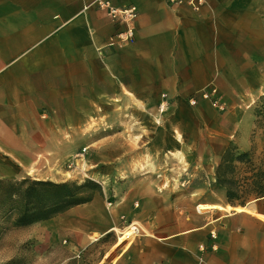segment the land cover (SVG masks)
I'll use <instances>...</instances> for the list:
<instances>
[{"label":"crops","instance_id":"obj_1","mask_svg":"<svg viewBox=\"0 0 264 264\" xmlns=\"http://www.w3.org/2000/svg\"><path fill=\"white\" fill-rule=\"evenodd\" d=\"M91 1L0 0V179L64 180L49 170L74 162L79 139L106 138L90 168L130 189L110 205L94 193L46 219L71 235L72 248L135 223L140 232L111 242L100 264H264V196L246 203L253 211L229 204L214 172L231 142L242 152L264 149V125L253 111L264 96V0H206L199 11L163 0H108L138 10L133 38L113 44L125 24ZM211 85L227 109H214L221 141L200 166L201 198L173 192L151 169L122 172L118 160L138 150L128 138L144 133L151 142L138 154L153 156L158 139L187 136L185 113L158 124L161 93L185 112L186 97ZM131 117L139 125L131 127ZM198 200L220 207L201 211Z\"/></svg>","mask_w":264,"mask_h":264},{"label":"rangeland","instance_id":"obj_2","mask_svg":"<svg viewBox=\"0 0 264 264\" xmlns=\"http://www.w3.org/2000/svg\"><path fill=\"white\" fill-rule=\"evenodd\" d=\"M169 103H171L170 99ZM205 103L202 102L194 106L185 104V112H182V110L178 111L177 107L174 108L171 105H166L160 110L158 104L156 113L161 116V118H157L159 125H162L160 122L162 119L164 120L174 114L185 113L189 121L188 126H185L188 129L187 136H180L176 132L179 142L176 140L172 141L171 139L167 140L166 138L164 140L163 138L158 139L162 141L160 144L161 148L167 146L168 149L166 150V154H163L160 151L161 148H159L158 153L153 156L147 151L144 155L138 154L142 152L141 148H144V146L149 145L151 142L143 132V134L137 137L128 138L129 145L137 146L135 149L138 148V150L136 153L128 155L126 159L123 157L118 160L123 164L122 172L137 174L151 169L152 171H157L161 177L169 179L166 181V187L170 188L173 192H190L191 196L201 198L203 192L199 190L198 184L205 178L206 172L201 170L200 166L204 162V158L209 157L211 150L216 149L221 141L215 130L214 120L216 112L214 108ZM253 111L264 125L263 99L256 104ZM129 122H131V127H134L136 124L139 125V123L135 122V118L132 117ZM128 124L130 126V123ZM143 130H146V128L143 127ZM79 140L77 153L73 155L74 162L72 163L68 160L64 163V169L62 170H49L54 174L61 175L64 180H43L54 182L76 181L79 186L78 192L80 196L92 197L94 193H99L105 206L110 205L111 201L118 198L120 192L129 191L130 187L107 184V175H104L103 171L98 168H90L89 159L96 148L99 147L100 150L105 141L111 140L106 138L96 139L98 140H95L96 142L92 139ZM112 141L111 145H118L116 140ZM181 144L186 146L185 151L181 149ZM231 145L237 147L233 142H231ZM85 147L87 150L81 153V149ZM248 152L249 156L247 158L249 161L238 164L236 173L241 184L238 193L239 200L244 199L246 203L256 198V195L250 190L251 187L246 185L248 182L243 177L250 175L253 168L262 169L264 167V149L259 153H256L253 149ZM102 157L104 158V155ZM210 157L212 158V156ZM219 160L214 163V171ZM28 177L33 178L32 176L25 178ZM21 179L23 178L12 180L17 181ZM98 179L105 180L102 182ZM201 202V200H198L196 204ZM9 207V202L0 199V264H100L99 262L103 258L104 250L108 249L109 244L115 240L117 241L121 234L131 229V227H124L122 230L118 228L114 232L99 237L98 240H94L76 249L75 247L72 248L70 234L63 233L61 236L59 231H56L54 220H42L28 224L25 227H15V211ZM60 213L58 212L54 216ZM134 235L131 234L126 239L130 241Z\"/></svg>","mask_w":264,"mask_h":264},{"label":"trees","instance_id":"obj_3","mask_svg":"<svg viewBox=\"0 0 264 264\" xmlns=\"http://www.w3.org/2000/svg\"><path fill=\"white\" fill-rule=\"evenodd\" d=\"M264 100V96H262ZM248 151H239L229 143L224 149L215 169L216 183L225 189L229 204L245 205L239 200V179L236 175L238 164L249 161ZM264 167L251 169L243 177L246 185L256 197L264 196ZM250 180V181H249ZM250 182V183H249ZM77 182H54L51 180L23 178L21 180L0 179V199L10 203L15 211V226H25L53 217L71 206L84 203L91 197H82Z\"/></svg>","mask_w":264,"mask_h":264},{"label":"built area","instance_id":"obj_4","mask_svg":"<svg viewBox=\"0 0 264 264\" xmlns=\"http://www.w3.org/2000/svg\"><path fill=\"white\" fill-rule=\"evenodd\" d=\"M166 4L170 6H186L194 11H199L206 3V0H163ZM91 5H94L95 8L105 12L106 15L111 18L118 20L125 24L123 30L115 33L109 40V44L116 42H128L134 36V27L133 24L138 17V10L133 4H126L123 6H113L109 3L108 0H92ZM162 102L159 103V109L162 110L164 106L167 105V95L162 93ZM187 103L191 106L197 105L201 102L208 103L212 108H214L218 113H223L226 111V103L220 98L219 91L216 86L211 85L207 88H204L195 95H190L187 97ZM87 148H82L81 153L85 152ZM128 227H131V234H137L140 232V227L131 223ZM212 236L213 232L211 233Z\"/></svg>","mask_w":264,"mask_h":264},{"label":"bare ground","instance_id":"obj_5","mask_svg":"<svg viewBox=\"0 0 264 264\" xmlns=\"http://www.w3.org/2000/svg\"><path fill=\"white\" fill-rule=\"evenodd\" d=\"M215 207H220V206H216V205H211V204H204V203H198L197 204V209L201 210V209H207V208H215ZM230 205L226 206V209H229ZM242 209H246L247 211H253L252 207H246L244 206ZM131 235V230H127L124 234H121L118 239H117V243H120L121 241H123L127 236Z\"/></svg>","mask_w":264,"mask_h":264},{"label":"water","instance_id":"obj_6","mask_svg":"<svg viewBox=\"0 0 264 264\" xmlns=\"http://www.w3.org/2000/svg\"><path fill=\"white\" fill-rule=\"evenodd\" d=\"M245 206H249V204H246Z\"/></svg>","mask_w":264,"mask_h":264}]
</instances>
